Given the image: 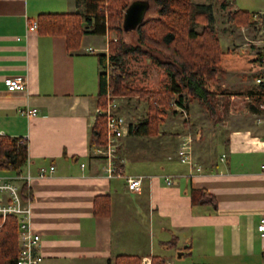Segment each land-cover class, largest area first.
Returning <instances> with one entry per match:
<instances>
[{
	"label": "crops",
	"instance_id": "crops-1",
	"mask_svg": "<svg viewBox=\"0 0 264 264\" xmlns=\"http://www.w3.org/2000/svg\"><path fill=\"white\" fill-rule=\"evenodd\" d=\"M83 8V0H0V135L26 139L22 173L32 176L31 225L40 236L43 264H112L119 255H158L166 264H264V238L256 230L264 216V109H252L264 66L219 74L224 94L213 98L218 120L192 100L188 124L166 109L159 134L126 135L115 162L121 177H108L107 162L88 137L97 108V55L106 52L109 33L85 34L78 49L68 51L63 37L26 27L40 13ZM245 29L249 43L225 50L261 48L250 36L255 26ZM15 77L25 79L24 91L6 89L4 79ZM117 101L129 124L145 118V102ZM236 103L244 116L235 114ZM29 108L37 114H20ZM186 134L193 137V167L177 158ZM49 166L54 170L39 177V169ZM126 176L142 177L140 192L127 189ZM200 190L214 196L216 207L192 201ZM97 195L110 196L109 215H93Z\"/></svg>",
	"mask_w": 264,
	"mask_h": 264
},
{
	"label": "trees",
	"instance_id": "trees-1",
	"mask_svg": "<svg viewBox=\"0 0 264 264\" xmlns=\"http://www.w3.org/2000/svg\"><path fill=\"white\" fill-rule=\"evenodd\" d=\"M134 0H83L82 11L66 13H40L35 21L36 31L45 36H61L68 51L78 49L85 34L104 35L113 32L115 40L107 43L105 53L97 55L99 64L96 107L103 109L109 93L115 98L136 97L146 104L145 118L129 124V133L153 137L159 134V125L166 109L177 103L187 111L189 101L202 105L212 121L219 118L213 98L224 94L219 85V74L227 71H247L261 65L260 49L251 52L223 50L214 30L215 16L212 0L195 3L192 0H149L156 7V15L144 17L133 31L135 44L125 42L122 28L126 8ZM223 0L220 7H226ZM237 9L227 14V22L236 26L260 25L253 14ZM201 30L197 31L196 27ZM261 26V25H260ZM129 32V31H128ZM147 58L162 70L166 79L159 89H150L135 84L129 67L130 59ZM107 70V71H106ZM262 76V75H261ZM252 95L255 108L264 103V84L257 83ZM179 114V113H178ZM183 124H188L186 118ZM192 129V125L190 126ZM106 137L104 116L94 115L89 129L91 146L102 145ZM28 160L26 139L0 135V171L19 174ZM22 200H30L31 193L25 182L19 188ZM195 204L216 207L213 195L205 190L192 194ZM109 195H97L93 200V215L107 216L110 212ZM18 254V218L6 217L0 229V264H15ZM137 255H119L112 264H139ZM152 264H166L163 257L151 256Z\"/></svg>",
	"mask_w": 264,
	"mask_h": 264
},
{
	"label": "built area",
	"instance_id": "built-area-1",
	"mask_svg": "<svg viewBox=\"0 0 264 264\" xmlns=\"http://www.w3.org/2000/svg\"><path fill=\"white\" fill-rule=\"evenodd\" d=\"M253 20L258 22L262 27V38L260 39V52L263 54L261 65L264 66V11L253 14ZM27 30L36 31L37 23L35 20H27ZM115 40V38H113ZM91 51V48H88ZM107 71V70H106ZM256 83L264 84V70L262 76L255 79ZM4 84L9 92H22L26 89V81L23 77L5 78ZM119 103L117 98L112 97L109 93L106 96V104L103 109L96 108L95 115L104 116L106 120V137L105 143L97 145L94 149L97 156H102L106 162V173L108 177H121L116 167L117 150L121 145V140L129 134V123L118 113ZM264 109V103L260 105ZM172 109L187 118V111L184 105L174 103ZM20 114L26 117L35 116L37 111L35 108L24 109ZM25 139V138H22ZM193 137L190 134L183 136L177 149V158L183 163L193 167ZM264 170V164L261 165ZM54 170L53 166H49L48 170L41 167L38 176L43 177L47 173ZM194 170L200 171V167H194ZM32 176L29 172L15 174L13 177L0 176V229L4 224L6 217L16 216L18 218V254L15 264H43V256L39 253L40 236L33 230L31 225V208L29 200H22L19 194V188L22 182L27 186L31 182ZM126 187L130 192H140L142 187V177H124ZM165 182L170 184L171 181L165 178ZM256 230L261 238H264V216L260 219L256 226ZM264 259V251L262 254ZM139 264H152L150 257H142Z\"/></svg>",
	"mask_w": 264,
	"mask_h": 264
},
{
	"label": "rangeland",
	"instance_id": "rangeland-1",
	"mask_svg": "<svg viewBox=\"0 0 264 264\" xmlns=\"http://www.w3.org/2000/svg\"><path fill=\"white\" fill-rule=\"evenodd\" d=\"M192 1L195 3H206L207 1L210 0H192ZM222 1L223 0H212V2H215L213 4V12L215 16V21L213 26L215 33L220 41L222 49L223 50L226 49L225 45L232 46L234 43H238V44L249 43L246 42L247 39H245L246 35H248L249 33V30L246 29L244 30L245 26H236L233 24H229L227 22L226 18L228 12L235 11V10H229V8L231 7L232 9L240 8L250 12H263L264 0H224L227 4L224 9L220 7V3ZM230 3L233 5H231ZM155 15H156V7L150 1V6L145 14V19L154 17ZM255 28L256 29H253L254 32H252L250 36L253 37L254 40H257L256 45L261 47L260 39L262 38L261 36H262L263 27L260 25H255ZM196 29L197 31H200L201 27L197 26ZM109 35L110 36L108 37V41L115 38V34L113 32H110ZM123 38L125 42L135 44L137 35L135 31H129L123 34ZM129 67L134 74L135 84L145 86L150 89H159L163 87L164 85L163 72L156 65H154L149 59L147 58H141L138 60L130 59ZM262 73L263 71L261 72V74ZM238 104L239 103H236L237 106L234 108L236 111L235 114H241L242 116H244V114H242V109H241L242 104L239 105ZM261 118L263 119L264 117ZM263 128H264V123L262 124V129Z\"/></svg>",
	"mask_w": 264,
	"mask_h": 264
},
{
	"label": "water",
	"instance_id": "water-1",
	"mask_svg": "<svg viewBox=\"0 0 264 264\" xmlns=\"http://www.w3.org/2000/svg\"><path fill=\"white\" fill-rule=\"evenodd\" d=\"M150 6L149 0H134L126 8L123 15L122 28L125 32L135 30L144 20Z\"/></svg>",
	"mask_w": 264,
	"mask_h": 264
}]
</instances>
